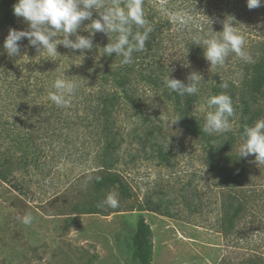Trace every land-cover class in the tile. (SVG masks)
<instances>
[{
    "label": "rangeland",
    "instance_id": "374dc122",
    "mask_svg": "<svg viewBox=\"0 0 264 264\" xmlns=\"http://www.w3.org/2000/svg\"><path fill=\"white\" fill-rule=\"evenodd\" d=\"M200 19L222 22L226 17L209 11ZM10 29L30 30L17 17L14 25L0 32V117L21 126L35 124L43 117L39 109L46 100L38 88L47 86L48 73L60 69L65 47L58 45L59 54L51 60L28 46L25 38L19 42L20 55L9 57L3 45ZM174 57L179 70L193 71L195 66H184L182 52ZM230 76L238 79L236 73ZM237 83L233 102L237 111L230 118L231 131L224 134L191 131L173 106L160 99L150 106L145 124L122 113L126 140L116 169L133 196L122 199L116 191L108 193L118 199L120 211L79 214L70 213L69 206L61 211L65 193L70 202L79 201L69 186L85 165L90 166L89 160H78L83 152L65 154L59 166L28 176L33 179L29 196L0 179V264H134L133 236L140 214L151 226L153 264H264V163H256L254 155L239 158L244 143L241 121L248 115ZM208 98L194 107L201 127L207 112L214 111L207 106ZM253 108L259 113L254 123L264 119L263 96L253 102ZM47 138L44 142H50ZM159 150L167 153L168 160L159 156ZM209 154L229 170L241 168L244 174L234 184L221 181ZM44 161L48 165L50 157ZM149 200H161L166 214L140 211L138 207ZM25 214L34 218L30 225L17 219Z\"/></svg>",
    "mask_w": 264,
    "mask_h": 264
},
{
    "label": "trees",
    "instance_id": "16d2710c",
    "mask_svg": "<svg viewBox=\"0 0 264 264\" xmlns=\"http://www.w3.org/2000/svg\"><path fill=\"white\" fill-rule=\"evenodd\" d=\"M15 3L17 0H2L0 32L16 23L17 17L13 14ZM143 11L153 31L145 51L133 53L132 63L122 64V57H116L115 53L103 55L102 48L110 41L106 34L96 33L91 51L81 53L80 50L64 48L62 59L58 61L62 63L60 69L48 73L50 79L46 87L44 84L39 86V93L46 98L45 106L39 109V114L43 113L41 120L21 126L0 117L2 181L22 195L29 196L33 179H28V176L35 171L42 172L47 166H59L65 154L83 152V157L78 160H89L90 166L85 165L69 186L76 192L73 198L79 201L70 202L72 198L65 193L61 211L65 212L64 208L69 206L70 213L109 214L120 211L119 205L116 208L101 206L109 192H118L122 199L133 196L125 177L116 169L119 150L126 140L120 125L122 113L145 124L150 119V106L155 99H160L173 106L185 127L202 133L201 124L194 116L195 105L207 96L221 93L230 95L234 102L239 81L242 86L241 103L248 115L241 121V135L245 125L254 124L259 113L253 108V102L260 96L264 97V5L250 10L247 0H143ZM209 11L222 18L234 17L233 26L245 38L244 50L252 56L253 63L230 53L223 66L210 67V62L203 56V48L191 42L195 36L222 35L223 21H201L200 14ZM96 18L98 14L94 13L93 19ZM90 22L84 21L80 35H90L84 30ZM181 52L186 62L195 66L193 71L179 70L174 56ZM231 67L238 79L230 76L233 75L229 74ZM192 72L202 75L197 95L180 96L164 84L167 76L188 83L187 77ZM57 78L71 80L78 85L66 108L57 107L48 98L49 92L55 91L52 85ZM222 82H227L229 87L223 89ZM233 106L236 112L237 107ZM131 132L136 135V131ZM47 137H50V142H44ZM221 150L217 148V151ZM158 154L168 160L163 150ZM47 157H50L48 165L44 161ZM209 160L223 182L234 184L244 174L241 168L229 170L214 154H209ZM138 208L140 211L166 214L161 200H149ZM133 247L134 264H153L152 230L142 214L137 221Z\"/></svg>",
    "mask_w": 264,
    "mask_h": 264
},
{
    "label": "clouds",
    "instance_id": "9594fccd",
    "mask_svg": "<svg viewBox=\"0 0 264 264\" xmlns=\"http://www.w3.org/2000/svg\"><path fill=\"white\" fill-rule=\"evenodd\" d=\"M262 5L264 0H247L250 10ZM94 13L98 14V18L93 19ZM13 14L23 18L30 30H9L3 45L9 57L20 55L19 42L25 38L28 46L34 47L39 55L46 53L51 60L59 54L58 45L84 53V50L91 51L94 48L95 34L103 33L110 41L102 48L103 55L111 56L115 53L116 57H122V64H130L133 53L145 51L146 42L153 31L145 18L143 0H17L13 6ZM86 20L91 21L84 29L90 33L89 36L79 34ZM233 20L234 17L228 16L223 21L221 36L206 34L195 36L191 41L203 48V56L210 62L211 68L223 66L230 53H235L247 63L254 62L252 56L244 50L245 38L235 30ZM73 36L75 39L71 38ZM184 66L190 67V63ZM201 78V74L192 72L187 77L188 83H185L167 76L164 84L180 96H194L199 93ZM52 87L55 91L49 92V100L57 107L66 108L78 85L74 81L57 78ZM221 87L227 89L229 84L222 82ZM206 103L214 111L207 112L202 132L211 135L231 131L230 118L235 115L231 96L221 93L211 96ZM243 137L239 158L254 155L256 163H264V119L257 120L251 126L245 125ZM118 204V199L109 194L101 206L116 208ZM17 219L24 225H30L34 218L31 214H25Z\"/></svg>",
    "mask_w": 264,
    "mask_h": 264
}]
</instances>
